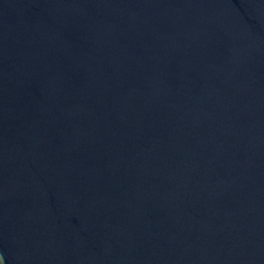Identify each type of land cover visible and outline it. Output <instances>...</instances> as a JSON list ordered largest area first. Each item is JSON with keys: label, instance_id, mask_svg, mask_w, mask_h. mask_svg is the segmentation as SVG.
<instances>
[{"label": "water", "instance_id": "95a60500", "mask_svg": "<svg viewBox=\"0 0 264 264\" xmlns=\"http://www.w3.org/2000/svg\"><path fill=\"white\" fill-rule=\"evenodd\" d=\"M0 264H264V0H0Z\"/></svg>", "mask_w": 264, "mask_h": 264}]
</instances>
